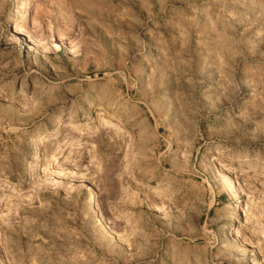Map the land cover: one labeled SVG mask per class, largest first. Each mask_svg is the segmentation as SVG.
I'll return each instance as SVG.
<instances>
[{
  "label": "rangeland",
  "instance_id": "rangeland-1",
  "mask_svg": "<svg viewBox=\"0 0 264 264\" xmlns=\"http://www.w3.org/2000/svg\"><path fill=\"white\" fill-rule=\"evenodd\" d=\"M0 264H264V0H0Z\"/></svg>",
  "mask_w": 264,
  "mask_h": 264
},
{
  "label": "bare ground",
  "instance_id": "bare-ground-1",
  "mask_svg": "<svg viewBox=\"0 0 264 264\" xmlns=\"http://www.w3.org/2000/svg\"><path fill=\"white\" fill-rule=\"evenodd\" d=\"M36 81V80H35ZM34 81V82H35ZM33 86H36L37 84L33 83ZM71 118V117H70ZM61 152V151H60ZM64 154V153H63ZM63 155L59 154V157H57L56 163L61 162L60 158H62ZM56 158V156H54L53 160ZM87 201L92 205L93 204V209L95 208V203H94V194L92 192L89 193Z\"/></svg>",
  "mask_w": 264,
  "mask_h": 264
}]
</instances>
